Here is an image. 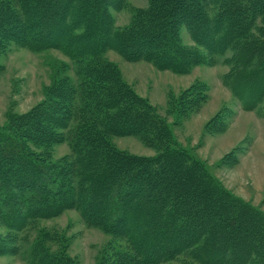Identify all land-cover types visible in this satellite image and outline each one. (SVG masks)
<instances>
[{"label":"trees","instance_id":"1","mask_svg":"<svg viewBox=\"0 0 264 264\" xmlns=\"http://www.w3.org/2000/svg\"><path fill=\"white\" fill-rule=\"evenodd\" d=\"M126 1L0 0V49L58 50L73 62L77 78L61 79L45 102L0 128V221L22 231L77 210L89 226L127 242L107 264L181 258L188 264H264V211L175 145L169 124L103 60L115 51L181 75L222 60L229 68L224 85L243 110L264 117V0H148L128 27L117 29L112 10ZM183 27L202 52L183 44ZM183 94L184 117L209 101L204 83ZM220 114L208 127L221 123ZM127 136L156 156L132 155L110 142ZM63 142L72 153L59 162L36 151L51 152ZM45 240L32 246L28 264H72L64 254L47 252ZM6 241L0 239V255L16 250Z\"/></svg>","mask_w":264,"mask_h":264},{"label":"rangeland","instance_id":"2","mask_svg":"<svg viewBox=\"0 0 264 264\" xmlns=\"http://www.w3.org/2000/svg\"><path fill=\"white\" fill-rule=\"evenodd\" d=\"M126 2L122 10H112L117 29L128 27L136 11L148 6V0ZM181 38L185 46L202 52L184 27ZM103 60L114 65L124 82L169 124L175 145L202 162L227 190L264 211V117L243 110L224 85L222 77L229 68L222 60L195 66L183 75L159 70L145 61L127 60L115 51H108ZM61 79L77 80L75 65L58 50L34 52L15 44L0 49V128L7 127L11 117L25 115L45 102L49 89ZM196 83L208 88L209 101L198 113L184 117L187 102L182 101L183 93ZM218 114L221 123L208 127ZM226 126V133H218ZM110 142L132 155L157 154L136 137H111ZM36 151L54 163L72 153L68 142L55 145L51 152ZM231 153L234 155L229 157ZM235 157L239 160L236 165ZM42 237L47 252L64 254L72 264H107L114 253L128 249L124 239L89 226L77 210H68L52 219L37 220L22 231L9 230L0 221V239H8L6 245L16 249L13 254L0 255V264H28L30 249ZM169 264L188 263L181 258Z\"/></svg>","mask_w":264,"mask_h":264},{"label":"crops","instance_id":"3","mask_svg":"<svg viewBox=\"0 0 264 264\" xmlns=\"http://www.w3.org/2000/svg\"><path fill=\"white\" fill-rule=\"evenodd\" d=\"M263 183V182H262ZM262 185V184H261ZM255 190L256 191H258L259 190V188H258V184H257V182H256V184H255ZM261 189V188H260ZM264 189V186H263V188H262V190ZM251 204H253L252 202H251ZM254 205V204H253ZM255 207H258V206H256V205H254ZM259 208V207H258Z\"/></svg>","mask_w":264,"mask_h":264}]
</instances>
